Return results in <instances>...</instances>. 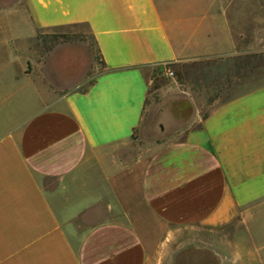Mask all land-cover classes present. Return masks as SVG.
<instances>
[{
	"label": "crops",
	"instance_id": "crops-1",
	"mask_svg": "<svg viewBox=\"0 0 264 264\" xmlns=\"http://www.w3.org/2000/svg\"><path fill=\"white\" fill-rule=\"evenodd\" d=\"M80 24L100 66L83 90L52 94L36 75L51 58L41 32ZM261 49L264 0H0V264H170L151 253L156 222L168 245L170 227L264 202V83L194 117L181 176L155 178L124 147L156 67ZM176 264L223 261L194 245Z\"/></svg>",
	"mask_w": 264,
	"mask_h": 264
},
{
	"label": "rangeland",
	"instance_id": "rangeland-1",
	"mask_svg": "<svg viewBox=\"0 0 264 264\" xmlns=\"http://www.w3.org/2000/svg\"><path fill=\"white\" fill-rule=\"evenodd\" d=\"M41 41L43 62L51 57L50 65L36 68L43 89L52 94L83 90L94 78L100 54L86 25L43 29ZM172 69L173 76L162 65L154 69L141 125L124 143L138 159L153 162L152 173L159 179L181 176L183 171L176 166L190 155L179 145L196 123L195 116H204L215 99L226 100L264 83V49L172 65ZM196 171L186 169L185 176ZM238 210L231 221L217 226L168 227L172 232L168 245L162 244L161 230L167 226L156 222L149 235L153 257L161 261L165 256L176 264L188 248L197 245L216 250L223 264H262L254 253L264 243V217L259 214L264 213V202Z\"/></svg>",
	"mask_w": 264,
	"mask_h": 264
},
{
	"label": "built area",
	"instance_id": "built-area-1",
	"mask_svg": "<svg viewBox=\"0 0 264 264\" xmlns=\"http://www.w3.org/2000/svg\"><path fill=\"white\" fill-rule=\"evenodd\" d=\"M169 64L170 63H164L162 66L164 67V70L167 73V75L173 76L174 75V70L172 69V66L169 65Z\"/></svg>",
	"mask_w": 264,
	"mask_h": 264
},
{
	"label": "trees",
	"instance_id": "trees-1",
	"mask_svg": "<svg viewBox=\"0 0 264 264\" xmlns=\"http://www.w3.org/2000/svg\"><path fill=\"white\" fill-rule=\"evenodd\" d=\"M169 65H171L172 66V64L170 63Z\"/></svg>",
	"mask_w": 264,
	"mask_h": 264
}]
</instances>
